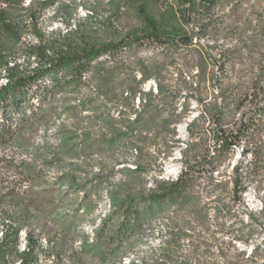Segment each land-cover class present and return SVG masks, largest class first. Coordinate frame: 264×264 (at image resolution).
Masks as SVG:
<instances>
[{
  "label": "rangeland",
  "instance_id": "rangeland-1",
  "mask_svg": "<svg viewBox=\"0 0 264 264\" xmlns=\"http://www.w3.org/2000/svg\"><path fill=\"white\" fill-rule=\"evenodd\" d=\"M62 1L59 10L53 6L43 12L40 25L46 31L82 26L99 43L142 37L140 0ZM177 6L175 0L149 3L150 12L169 27L176 23L170 11ZM197 14L204 26L193 30L192 44L170 47L142 38L100 57L78 85L52 100L46 127L25 134L21 146L0 149L2 171L10 160L17 168L22 161L32 173L14 180L3 174L4 187L29 190V196L18 203L6 198L0 209L29 211L19 248L26 229H33L44 250L39 264H52L58 252L64 263L80 258V264H102L80 253V247L84 240L93 242L102 218L111 214L110 194L148 190L155 179H174L184 161L192 162L195 147L211 151V131L219 118L209 112L221 105L222 96V125L232 129L243 116L251 125L248 136L225 153L212 175L197 169L189 202L155 214L122 248L120 258L122 264L131 259L264 264V0H217ZM4 82L0 78V85ZM247 95L244 104L236 102ZM144 104H149L145 110ZM138 113L153 115L146 127L125 135L138 125L132 123ZM246 143L252 150L244 155ZM186 144H192L191 151ZM236 164L246 180L242 202L231 196ZM33 200L40 210L29 208Z\"/></svg>",
  "mask_w": 264,
  "mask_h": 264
},
{
  "label": "trees",
  "instance_id": "trees-1",
  "mask_svg": "<svg viewBox=\"0 0 264 264\" xmlns=\"http://www.w3.org/2000/svg\"><path fill=\"white\" fill-rule=\"evenodd\" d=\"M154 1L157 0H140L136 5L144 24L142 37L133 35L131 39L123 42L118 40L99 43L91 40L82 26L74 25V29L69 27L57 33L41 27L43 12L53 6L59 10L64 5L62 0H0V78L5 81L0 85V149L21 146L26 140L25 134L33 133L42 126L46 127L52 111V100L59 93L65 92L68 86L78 85L100 57L114 55L124 46L142 38L170 47L192 44L196 34L193 30L198 28L201 31L204 26L197 10L200 7H212L217 2L175 0L178 6L170 12L176 23L169 27L161 25L150 12L149 3ZM250 95V99L247 95L244 99L237 98L236 102L244 104L248 99L253 102L255 95ZM147 106L149 104H144L143 110ZM224 107L225 98L222 96L221 105L215 104L213 112H209L212 117L219 118L211 131L212 150L195 147L191 152L192 162L184 161L181 172L174 179H155L153 187L148 190L141 187L139 190L125 191L124 195L111 193V214L107 219L102 218L101 226L91 244L83 241L80 253H87L102 264H122V248L144 228L146 222L173 204L182 207L189 202L197 169H208L212 175L225 153L241 144L250 131V122L244 123L243 116L234 128L224 127L220 121ZM152 115L143 118L141 113L136 114L132 123L138 125L123 133L133 135L136 129L146 127ZM251 119L249 117L248 121ZM58 134L59 141L62 142L64 136L61 130ZM191 135L194 137L193 133ZM105 145L104 142L100 144ZM191 145L186 144L187 151H191ZM91 146L94 143L89 147ZM250 150L252 149L248 143L241 146L244 155ZM252 152L255 153L254 150ZM2 161H5L4 155H0V163ZM8 162L3 163L5 171L0 168V206L6 198L18 203L23 195L29 196V190L3 186L4 173L9 176L7 178L19 174L23 179L32 174L22 161L19 163L21 169L15 167L13 161ZM140 169V165L134 168L136 172ZM231 179V196L233 200L242 202L241 194L246 188V180L238 164L234 166ZM36 202L37 200L30 201L29 208L32 206L33 209L40 210L35 205ZM28 213L26 209L23 212L0 209V264H15L12 259H16V264H39V256L44 250L33 229H26L24 247L21 250L19 248L20 233L24 229V220ZM115 216H119V219L113 225L112 219ZM80 261V258H76L70 263H64L58 252L52 264H80ZM128 264L146 262L131 259Z\"/></svg>",
  "mask_w": 264,
  "mask_h": 264
}]
</instances>
